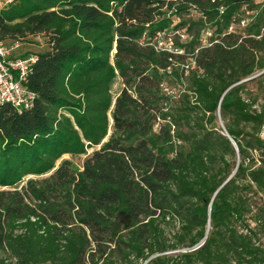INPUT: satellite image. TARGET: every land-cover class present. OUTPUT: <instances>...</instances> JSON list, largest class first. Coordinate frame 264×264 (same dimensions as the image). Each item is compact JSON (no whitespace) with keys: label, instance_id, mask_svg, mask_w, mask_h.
I'll return each mask as SVG.
<instances>
[{"label":"trees","instance_id":"16d2710c","mask_svg":"<svg viewBox=\"0 0 264 264\" xmlns=\"http://www.w3.org/2000/svg\"><path fill=\"white\" fill-rule=\"evenodd\" d=\"M36 34L32 106L0 104V264H264V204L249 195L264 194V102L243 97L264 78L244 80L264 68V0L0 9V37ZM87 150L80 168L56 165Z\"/></svg>","mask_w":264,"mask_h":264},{"label":"built area","instance_id":"2783aa9c","mask_svg":"<svg viewBox=\"0 0 264 264\" xmlns=\"http://www.w3.org/2000/svg\"><path fill=\"white\" fill-rule=\"evenodd\" d=\"M11 1L6 0V3L8 4ZM241 11L243 13L240 16L232 17V22L228 27L229 32L234 31L235 27H245L254 14L253 11L245 10V8ZM222 13H224V8L220 7L219 14ZM212 36V30L210 28L205 29L203 44H211L209 39ZM30 38L37 42L41 40L42 36L36 34L30 36ZM26 44L28 42L21 38L7 39L0 37V104L11 105L18 112L31 107L36 97L35 92L25 84L31 65L36 60L35 52L21 53ZM258 137L264 142V120L259 127Z\"/></svg>","mask_w":264,"mask_h":264},{"label":"rangeland","instance_id":"374dc122","mask_svg":"<svg viewBox=\"0 0 264 264\" xmlns=\"http://www.w3.org/2000/svg\"><path fill=\"white\" fill-rule=\"evenodd\" d=\"M7 5L6 0H0V9L4 8ZM235 29H238L237 27H235ZM175 32L173 33H169V35L171 37H174ZM187 38V36L182 33L180 36V39L185 40ZM28 42V44L25 45V47L21 50V53L23 54H27L29 52H39V51H43L47 48V43L46 40L44 38H41L40 41H33L32 38L28 37L27 39H25V42ZM262 69H259L256 71L260 72ZM264 75V74H263ZM261 83V85H260ZM121 80L119 79V77H116L114 79V81L111 83V90L113 92V94H116L119 92V90L121 89ZM247 91H245L243 93V97H249L250 94L255 95L258 97V102L255 105V107L257 109H259V105H261L264 102V78L259 80V81H251L247 84ZM215 125L216 128H218L219 130H222V128L224 127V121L222 120V118L219 119V115L217 114V118L215 119ZM110 133V131H109ZM90 150H87V152L85 154H81L80 156L77 157H73L71 155H66L61 157L58 162L56 163V165H58L63 159H68L71 162V166L73 168H80V164L82 162V159L85 157V155L87 153H89ZM260 152L259 151H250V158H253L254 160V166H257L260 164ZM233 161L235 162H240V158L235 157V159H233ZM37 176H27L24 178V181L27 179H33ZM252 197V201H254L256 203L257 206H260L262 204H264V194L263 193H254L253 194H249ZM254 203V205H255ZM253 226V223L251 224ZM259 240L258 242L261 243L262 245H264V234L259 233L258 234Z\"/></svg>","mask_w":264,"mask_h":264},{"label":"water","instance_id":"95a60500","mask_svg":"<svg viewBox=\"0 0 264 264\" xmlns=\"http://www.w3.org/2000/svg\"><path fill=\"white\" fill-rule=\"evenodd\" d=\"M264 73V69L263 70H261L260 72H257V73H255V74H253L252 76H250V77H248V78H246V79H244V80H248V79H250V78H253V77H256V76H260V75H262ZM219 115V119L221 118V116H220V114H218ZM223 135H226L227 137H228V139L230 140V142L232 143V145H233V147H234V149H235V151H236V153H237V158H239V155H238V149H237V146H236V144H235V142L233 141V139L229 136V134L227 133V131L225 130V128L223 127L222 128V130L220 131ZM237 165H238V162H237ZM237 165H236V168H237ZM236 168H235V170H236ZM235 170L226 178V180L218 187V189L217 190H219L225 183H227L232 177H233V175H234V173H235Z\"/></svg>","mask_w":264,"mask_h":264}]
</instances>
